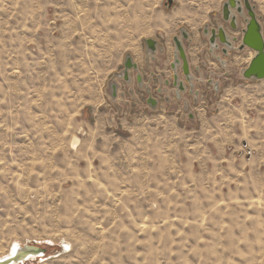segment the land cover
I'll use <instances>...</instances> for the list:
<instances>
[{"label": "rangeland", "instance_id": "374dc122", "mask_svg": "<svg viewBox=\"0 0 264 264\" xmlns=\"http://www.w3.org/2000/svg\"><path fill=\"white\" fill-rule=\"evenodd\" d=\"M223 1L0 0V257L19 243L47 250L23 264H264V79L186 93L193 118L121 79L145 37L165 41L162 11L189 24L207 2L216 23Z\"/></svg>", "mask_w": 264, "mask_h": 264}, {"label": "crops", "instance_id": "0c3cea01", "mask_svg": "<svg viewBox=\"0 0 264 264\" xmlns=\"http://www.w3.org/2000/svg\"><path fill=\"white\" fill-rule=\"evenodd\" d=\"M176 1L163 0V6L169 11L170 6H173ZM227 2L228 0L222 2V19L216 23L213 21V16L210 12L212 11L211 3H208L210 4L208 5L207 2L204 3L205 6L202 9L200 8V12L205 11V15L195 12L194 18L188 20L190 21L189 24H185L183 22L186 21L181 20L184 15L182 10L179 13L173 12L172 14L162 11L161 14L164 17V22L156 23L158 26L167 25L165 28L166 32L168 31V35L165 41H161L157 36L145 37L144 49L137 47L135 54L128 53L132 63L136 64L137 68L129 69L127 79L124 76L121 78L129 87L135 90V95H138L136 94L138 91L146 94L144 104L142 102L141 104L152 111H157L170 107L175 102L184 101L189 116L193 118L195 114L190 105L186 104L184 98L186 93H189V96H193V102L197 103L196 99L200 92L198 89L203 84L208 82L215 90H219L221 84H223V78L228 79V76L233 74H241L243 76L242 71L247 67L255 52L248 47H245L243 50L234 49L225 52V46L220 42L219 38L216 39L214 44L210 41L212 36L211 31L218 27H224L227 34L241 36V30L245 24L239 21L238 31H233L230 22L225 21L223 18V6ZM250 2L256 6V4L252 3V0ZM175 21L178 23L174 24ZM262 24L264 26V23ZM158 35H161V33L159 32ZM175 38H178V41L184 48L190 71L189 76H186L183 72V62L179 55ZM147 40H154L156 42L154 49L148 48L146 44ZM239 44L240 41L236 42V46ZM126 57L121 69L122 73L125 70ZM177 60L179 62L176 64V68H174L173 64ZM236 61L238 62L236 63ZM176 76L178 80L175 79ZM243 78L245 77L243 76ZM113 96L114 99L112 101L116 104L119 103V99L123 96L121 89H119L118 93L116 91V96ZM151 96L156 101L154 107L148 103ZM135 101L139 103L137 100Z\"/></svg>", "mask_w": 264, "mask_h": 264}, {"label": "water", "instance_id": "95a60500", "mask_svg": "<svg viewBox=\"0 0 264 264\" xmlns=\"http://www.w3.org/2000/svg\"><path fill=\"white\" fill-rule=\"evenodd\" d=\"M239 17L244 18L246 26L241 30V36L227 34L224 27H218L211 31L212 36L210 41L214 44L216 39L219 38L220 42L225 46V52L228 50H243L245 47L252 49L255 54L251 61L242 71L243 76L247 79H264V34L263 26L260 21V16L256 12V6L251 4L250 0H228L223 6V18L225 21L230 22L233 31H238ZM178 47L179 55L182 59V68L186 76H189L190 71L188 68V61L183 46L175 38ZM240 44L236 46V42ZM146 44L149 49H154L156 42L154 40H147ZM173 67L176 68V64ZM137 68L136 64L132 63L131 57L128 55L125 62V70L122 73L126 79L128 78L129 69ZM178 80V77H175ZM112 94L115 95L117 87L115 84L111 85ZM148 103L153 107L156 101L149 98ZM47 250L35 244L21 245L15 243L12 246L10 254L0 257V264H23L33 257H43L46 255Z\"/></svg>", "mask_w": 264, "mask_h": 264}, {"label": "bare ground", "instance_id": "6f19581e", "mask_svg": "<svg viewBox=\"0 0 264 264\" xmlns=\"http://www.w3.org/2000/svg\"><path fill=\"white\" fill-rule=\"evenodd\" d=\"M262 7V6H261ZM263 8V7H262ZM136 51V50H135ZM138 53V52H137ZM139 54V53H138ZM140 55V54H139ZM139 55H137V56H139ZM237 57V56H236ZM237 59V58H236ZM235 60V59H234ZM233 61V60H232ZM235 62V61H234ZM238 61H236V63H237Z\"/></svg>", "mask_w": 264, "mask_h": 264}]
</instances>
